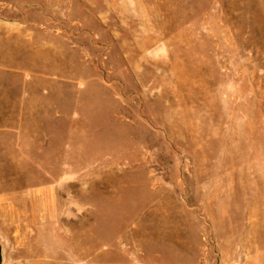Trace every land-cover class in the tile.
Here are the masks:
<instances>
[{
    "label": "rangeland",
    "instance_id": "rangeland-1",
    "mask_svg": "<svg viewBox=\"0 0 264 264\" xmlns=\"http://www.w3.org/2000/svg\"><path fill=\"white\" fill-rule=\"evenodd\" d=\"M0 246L264 264V0H0Z\"/></svg>",
    "mask_w": 264,
    "mask_h": 264
},
{
    "label": "crops",
    "instance_id": "crops-1",
    "mask_svg": "<svg viewBox=\"0 0 264 264\" xmlns=\"http://www.w3.org/2000/svg\"><path fill=\"white\" fill-rule=\"evenodd\" d=\"M48 198H47V202L48 204H51L52 203V199L54 198L55 196V189L52 188L51 190H48ZM44 221H47V222H52V223H55L56 219L55 217H49V218H46V219H43Z\"/></svg>",
    "mask_w": 264,
    "mask_h": 264
},
{
    "label": "water",
    "instance_id": "water-1",
    "mask_svg": "<svg viewBox=\"0 0 264 264\" xmlns=\"http://www.w3.org/2000/svg\"><path fill=\"white\" fill-rule=\"evenodd\" d=\"M3 263V253H2V247L0 246V264Z\"/></svg>",
    "mask_w": 264,
    "mask_h": 264
}]
</instances>
